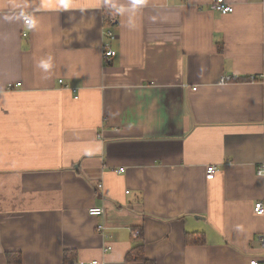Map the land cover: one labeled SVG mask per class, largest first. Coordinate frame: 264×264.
Wrapping results in <instances>:
<instances>
[{
  "label": "crops",
  "instance_id": "1",
  "mask_svg": "<svg viewBox=\"0 0 264 264\" xmlns=\"http://www.w3.org/2000/svg\"><path fill=\"white\" fill-rule=\"evenodd\" d=\"M226 1L0 0V264L264 260V0Z\"/></svg>",
  "mask_w": 264,
  "mask_h": 264
},
{
  "label": "built area",
  "instance_id": "2",
  "mask_svg": "<svg viewBox=\"0 0 264 264\" xmlns=\"http://www.w3.org/2000/svg\"><path fill=\"white\" fill-rule=\"evenodd\" d=\"M211 8L219 13H222V14H229V13H232L234 12V7L232 6L231 3H229L228 1L226 0H212L211 2ZM31 22V17L30 15H26V18H25V23L29 24ZM112 22H114V19H112ZM107 35L109 38H111L112 40L115 38V34H114V31L113 30H109L107 31ZM104 55L106 58H111V57H114L116 55V50H114L113 48L111 47H108V49L105 50L104 52ZM232 79L231 76L227 75V76H224L222 77L220 80H219V83L220 84H225L227 83L228 81H230ZM258 78L256 76H251V80L252 81H255L257 80ZM217 171V168L216 166L214 165H211V166H208L207 169H206V174L208 177H213L214 174L216 173ZM257 173L258 175L262 176L264 175V165H260L258 167V170H257ZM254 211L257 215H264V202L263 201H259L255 204V207H254ZM89 213L93 216H98V215H102L104 213V208L102 207H91L89 209ZM99 229H101L99 227ZM136 235H138L139 233L136 232L135 233ZM87 264H97V262H91V263H87ZM250 264H264V260H252L250 262Z\"/></svg>",
  "mask_w": 264,
  "mask_h": 264
},
{
  "label": "trees",
  "instance_id": "3",
  "mask_svg": "<svg viewBox=\"0 0 264 264\" xmlns=\"http://www.w3.org/2000/svg\"><path fill=\"white\" fill-rule=\"evenodd\" d=\"M113 17H114V14H113V12L112 11H106L105 12V15H104V19H105V23H106V25H113V22H112V19H113ZM139 249H140V246H136L129 254H128V260H129V258H130V260L131 259H136V260H139V259H145L143 256L141 257L140 255H139V253H140V251H139ZM11 255V254H10ZM10 255H8V260H9V262L12 264L13 263V261H18V263H20V256L18 255V257H20V258H13L14 260H10ZM64 262H65V264H70L71 262H72V259L71 258H69V257H65L64 258Z\"/></svg>",
  "mask_w": 264,
  "mask_h": 264
}]
</instances>
